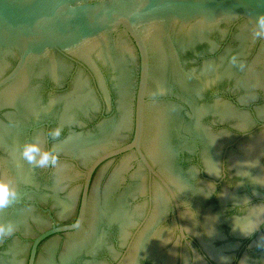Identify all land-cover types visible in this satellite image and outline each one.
<instances>
[{
  "label": "clouds",
  "instance_id": "9594fccd",
  "mask_svg": "<svg viewBox=\"0 0 264 264\" xmlns=\"http://www.w3.org/2000/svg\"><path fill=\"white\" fill-rule=\"evenodd\" d=\"M252 35L256 39H264V14L256 18V26L252 29ZM62 129H52L49 135L53 139L60 138ZM21 158L35 168L55 167L59 162L58 154L54 150L43 149L35 142H26L20 149ZM17 199V192L10 181L0 179V211L8 208ZM15 231L14 225L0 223V241L6 236H11Z\"/></svg>",
  "mask_w": 264,
  "mask_h": 264
}]
</instances>
